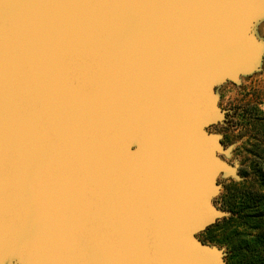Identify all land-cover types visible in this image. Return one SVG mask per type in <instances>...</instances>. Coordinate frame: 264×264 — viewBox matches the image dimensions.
Listing matches in <instances>:
<instances>
[{
    "label": "water",
    "instance_id": "95a60500",
    "mask_svg": "<svg viewBox=\"0 0 264 264\" xmlns=\"http://www.w3.org/2000/svg\"><path fill=\"white\" fill-rule=\"evenodd\" d=\"M264 0H0V264H227L217 87Z\"/></svg>",
    "mask_w": 264,
    "mask_h": 264
},
{
    "label": "rangeland",
    "instance_id": "374dc122",
    "mask_svg": "<svg viewBox=\"0 0 264 264\" xmlns=\"http://www.w3.org/2000/svg\"><path fill=\"white\" fill-rule=\"evenodd\" d=\"M256 35L264 41V18L254 27ZM219 105L226 110L223 123L209 127L210 131L219 132L225 147L231 148V155L227 160L238 163V171L244 186L252 185L255 174V156L253 145L260 141L264 144V53L256 71L240 77L238 83L227 82L217 87ZM256 135L257 140L253 138ZM259 143V142H258ZM223 188L219 196L225 195L221 204L219 196L215 203L228 211L230 221L223 225H212L199 233V237L206 243L224 249V259L227 264H233L230 258V246L236 244V232L240 230V221L236 218L233 208L234 194L239 187L229 178H219ZM264 202V201H263ZM264 208V204L261 205ZM258 211L254 204L247 219L245 231L251 235L255 233ZM227 216V217H228Z\"/></svg>",
    "mask_w": 264,
    "mask_h": 264
},
{
    "label": "trees",
    "instance_id": "16d2710c",
    "mask_svg": "<svg viewBox=\"0 0 264 264\" xmlns=\"http://www.w3.org/2000/svg\"><path fill=\"white\" fill-rule=\"evenodd\" d=\"M257 136L253 138L257 140ZM259 142V143H258ZM253 155L255 156V174L252 185L244 186L242 179L235 181L234 186L239 187L234 194L233 208L236 218L240 221V230L236 232L237 243L230 246V258L233 264H264V144L257 141L253 145ZM225 195L219 196L221 204ZM252 204L256 207L257 226L255 233L250 234L245 230L247 219L251 213ZM231 216L218 220L214 225L227 224Z\"/></svg>",
    "mask_w": 264,
    "mask_h": 264
}]
</instances>
